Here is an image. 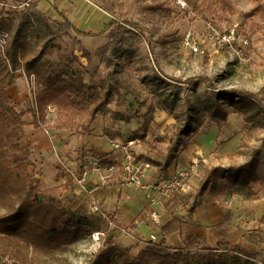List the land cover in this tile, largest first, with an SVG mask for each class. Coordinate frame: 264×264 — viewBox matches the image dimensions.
I'll list each match as a JSON object with an SVG mask.
<instances>
[{"label":"trees","instance_id":"16d2710c","mask_svg":"<svg viewBox=\"0 0 264 264\" xmlns=\"http://www.w3.org/2000/svg\"><path fill=\"white\" fill-rule=\"evenodd\" d=\"M93 1L113 17L100 32L107 33V41L97 48L105 61L106 73L98 79L91 74L87 80L90 70L74 53L76 48L69 51L57 41L62 36L72 37V31L92 33L83 32L68 17L51 18L36 2H28L22 9L0 12V212L5 210L0 213V264H45L42 257L55 256L78 239L107 230L109 221L119 224L115 214L93 213L86 201L76 207L64 203L63 194L74 187L72 177L62 184L43 185L32 159L26 115L29 110L32 124L43 125L46 109L52 103L57 105V118L53 122L57 130L90 133L92 123L100 115H110L126 123L136 119L139 125L126 141H145L157 110L172 116L175 122L170 131L156 136L165 147L153 145L137 155L138 159L150 162L163 178L177 168L181 153L194 143L203 127L214 125L222 135L230 114H236L244 121L246 132L239 153L245 150L248 159L227 166L201 162L199 184L185 209L192 215L202 205L224 202L227 196L237 194L254 201L264 193V96L235 88L218 90L202 76L184 81L170 78V82L155 69L156 59L153 63L144 56L146 46L139 35L142 29L138 23L116 17V8L122 4L112 0ZM210 1L211 6L232 5L231 0ZM196 10L205 12L200 6ZM73 38L79 44L77 49L90 61L93 53ZM145 41L154 53L150 36ZM151 62L152 72L147 70ZM23 73L33 74L36 84L33 103L27 111L19 109L8 91ZM201 82L207 84V89L198 101L194 103L186 97L183 102L181 90L185 84L195 88ZM124 97L130 99L128 110L111 108L114 101L120 102ZM104 131L107 136H121L110 129ZM258 133H261L259 143L248 144ZM93 154L105 165L115 163L100 153ZM36 172L39 175L35 176ZM77 173H82L81 165ZM64 176V170L58 167L57 180ZM226 210L228 223L233 212ZM170 223L163 224L161 230H167ZM223 226L212 227L215 236L223 235ZM142 242L144 245L133 254L130 246L108 241L90 264H264L256 261L255 251L236 245L221 253L218 247L205 245L196 236L185 238L182 246L168 245L164 238Z\"/></svg>","mask_w":264,"mask_h":264},{"label":"rangeland","instance_id":"374dc122","mask_svg":"<svg viewBox=\"0 0 264 264\" xmlns=\"http://www.w3.org/2000/svg\"><path fill=\"white\" fill-rule=\"evenodd\" d=\"M112 1L122 4L116 8V17L121 20L126 19L138 23L142 29L139 35L143 41L142 43L146 46L143 49L144 56L147 59L150 58L153 63L155 62V58L157 61V68L155 67V69L160 71L165 77H168L170 82V78L184 81L189 77L202 76L208 78L212 87L218 90L235 88L243 91L258 92L260 96H264V0H231V6L216 4L211 6L210 0H185V6H180L176 0ZM28 2L33 1L0 0V12L2 10L8 12L15 8L22 9ZM63 4L66 5L67 1L65 0ZM48 5L54 6L51 2ZM198 6L205 10L204 14L196 10ZM63 18L64 16L62 15L60 19ZM109 19L108 22L111 21L112 16H109ZM208 21H212L223 30L235 28L250 39L251 44L245 50L242 57H238L233 52L222 50L212 42L204 41L202 43L201 49L204 52L196 53L190 48L185 41L187 33L193 32L199 35L200 38L203 37ZM72 35V37L62 36L57 41L63 47H68L69 51H73L76 48L74 53L80 57L82 64L90 70V73L86 74L87 80L90 79L91 74L97 79L103 77L106 73L105 61L102 55L97 52V48L103 45L107 39L100 43L97 39L103 35H98L95 36V42H85L82 40L81 34L72 31ZM146 36H150L154 45L155 54L151 51L149 45H147L145 41ZM73 37H76L82 45H85L93 53L90 61L83 55L81 50L77 49L79 44H77V41ZM152 62L147 68L150 72L154 70L152 68ZM76 66L78 67L79 65L76 64ZM15 83L8 91L15 99L19 109L27 111L33 103V94L30 90L28 77L24 73L20 74ZM167 86L169 88L171 87V85ZM206 89L207 84L204 82H201L195 88L185 84V87L181 90L183 102L188 97L196 103ZM129 105L130 99L124 97L120 102L114 101L111 104V108L126 111L129 109ZM132 111L130 110V113ZM141 111H145V107ZM26 117L31 125L33 116L29 110ZM56 118L57 114L56 116H51L46 109V121H44L43 125L40 124L46 135H52L54 128L53 122ZM114 121V118L110 115H100L92 123L90 133L94 132V136L99 138L98 140L96 139L97 141H106L108 140V136L105 134L104 128L107 129L106 125L113 126ZM174 122L175 119L172 116L167 115L162 110H157L154 114L152 130L147 135L146 140L138 139L133 145H143L147 151L153 145L159 148L165 147L164 143L156 140V136L166 135ZM138 125L139 123L136 119H132L130 123H127L123 129L124 137L126 138ZM45 127L50 128L49 133L46 132ZM29 129L31 130L32 128L26 126L27 132ZM209 130H211V126L207 125L203 127L201 133L208 132L207 135L211 136ZM90 133L77 131V134L80 136L81 134L87 135ZM244 136H246L244 121L236 114H230L223 134H218L217 130L215 142L211 140L206 144L211 158L209 162L203 163L205 165L222 164L227 166L229 164H239L246 161L248 159L246 151L244 150L243 152L242 150L243 153H239V147ZM77 137L81 139V137ZM124 137L121 135L122 139L120 140L123 141L125 139ZM260 137L261 133H258L255 138L250 142L248 141V144H258ZM76 144V139H72L71 145L75 147ZM87 151L83 148L80 154L82 155ZM136 153L139 152L136 151ZM39 154L33 147L32 159L36 162L37 172L43 175L45 182L43 185L45 187L54 186L56 182L54 172L58 170V162L54 160V153L52 155L51 152H47L45 161H42L43 158ZM60 154L66 158L65 150H62ZM199 167L198 171H200ZM37 172L34 174L35 176L39 175ZM262 197H264V193L261 194ZM63 201L64 203L72 205V207H76L78 204L76 199L71 198L66 193L63 194ZM224 204L233 209L232 230L230 229V232L227 234L228 237L226 236L227 238L217 243L208 240L211 243L208 244L205 242V245L218 247L221 253L232 249L236 245H240L248 251L257 252L256 261L263 263L264 221L262 218L264 216V198L263 200L257 199L254 201L245 200L242 195L235 194L227 196ZM4 211L2 209L0 213ZM126 234L114 229L110 225L107 230L103 229L100 232H93L86 237L78 239L70 246L57 251L55 256L42 257L41 261L45 264H90L94 256L108 241L119 245L130 246L131 252L133 254L137 253L144 245L143 242L139 241L135 244H129L133 238Z\"/></svg>","mask_w":264,"mask_h":264},{"label":"crops","instance_id":"0c3cea01","mask_svg":"<svg viewBox=\"0 0 264 264\" xmlns=\"http://www.w3.org/2000/svg\"><path fill=\"white\" fill-rule=\"evenodd\" d=\"M32 1L36 2L38 7L51 18L59 20L63 15L74 21L75 26L83 32L92 33L81 34L83 41L95 42V36L98 35H103L97 39L100 43L107 39L106 33L100 34V32L110 20L109 16L112 15L97 5L93 0H66V5L63 4V2L65 3V0ZM49 2L53 3L54 6L48 5ZM59 11H63V14ZM59 13L61 14L60 16ZM114 120L115 123L112 124L113 126L106 125V128H110L111 131L120 133L122 137H124L123 129L127 123L122 120ZM30 127L32 128L28 131L30 141L38 154L40 153L39 155L42 156V161H45V155L47 152H51L52 155L54 153V160L58 162L57 167H61L65 172L63 178H60V180H57V178L55 179L56 182L54 185L65 183L69 178L73 177V173L77 172L79 165H81L80 159L82 155L80 152L83 148L88 150L86 153H100L103 155V158H108L113 162H119L123 157V151L121 149H112L110 143L111 136H108V140L99 142L97 141L99 138L94 136V132L87 135L81 134L80 136L77 134V131L71 129L56 130L53 128L52 135L48 136L45 134L42 126L29 124L28 128ZM217 130L218 128L216 126L211 125V130H209L211 136L207 135L208 132L199 134L194 143L181 153L179 164L176 169L185 168L195 160H199V164L200 162H209L211 157L207 151L206 144L211 140L215 142L217 138ZM77 136L81 137V139H78ZM113 138H117L118 140L122 139L121 136ZM72 139H76L77 144L75 147L71 145ZM123 141H126V138ZM131 147L135 153L136 151L139 152L136 154L145 153L147 151L143 145H132ZM62 150H65L66 158L60 154ZM176 169H172V173ZM57 171L58 170H55L54 172L55 176ZM40 177L44 182L42 173L40 174ZM159 177V172L153 166L149 171L146 180L152 182ZM200 178L201 171H198L197 169L195 173L191 174V177L180 192L166 198L163 203L157 207L162 220L160 226L155 225L150 220L148 216L150 208L143 192L133 185L122 184L118 177H114L110 184L103 185L95 176H91L87 187L75 182L74 187L66 190L65 193L71 198L76 199V202L78 203L86 201L91 204L96 202L101 212L110 215L115 214V219L117 223H119V227L130 228V232L126 235H130L133 240L129 244H135L145 239H151L152 234H155L157 238H164L168 245L173 246H182L184 244V239L190 236L199 237L208 244L212 241L217 243L222 239L227 238L230 229L232 230L233 215L231 219L228 220V223H226V209H230L231 211L233 209L226 206L224 202H214L202 205L197 208L195 213L190 215L185 207L198 186ZM263 198L264 197L259 200H263ZM139 216L144 218L145 222L140 226L135 227L133 222L135 218ZM169 221H171V223L167 227V230L162 231L161 226ZM221 224L224 225L222 228L224 233L222 236H215L212 227ZM235 228L236 227H234V229ZM235 230H237V228ZM208 240L211 242L209 243Z\"/></svg>","mask_w":264,"mask_h":264},{"label":"built area","instance_id":"2783aa9c","mask_svg":"<svg viewBox=\"0 0 264 264\" xmlns=\"http://www.w3.org/2000/svg\"><path fill=\"white\" fill-rule=\"evenodd\" d=\"M180 6H185V0H176ZM4 36H6L4 34ZM0 40H2L0 36ZM186 43L196 53L204 52L201 49L202 43L212 42L222 50L233 52L238 57H242L245 50L250 46V39L242 34L235 28L223 30L215 25L212 21L206 23L205 33L203 37H199L196 33L188 32L185 38ZM28 77L31 93L35 94V76L32 74ZM48 114L56 116L57 105L52 103L47 107ZM54 120V119H53ZM46 126V125H44ZM47 133L50 132V128L45 127ZM138 139H132L127 141H120L117 138H110L112 149H121L123 151V157L119 162L105 165L102 159L94 155L93 153H85L81 156L80 164L82 166V173L77 172L72 174L74 182L84 187L89 184L91 176H95L98 181L103 184H110L114 177H118L120 182L124 185H133L140 189L149 205V218L155 224L160 226L162 224L161 215L157 210V207L163 203L166 198L171 197L173 194L180 192L192 173H195L199 167V160L192 161L187 167L176 169L169 177L158 179L150 182L146 180L149 171L152 169V164L147 161L138 159L137 154L132 149V145ZM90 209L93 213L101 212L98 204L93 202L90 204ZM104 214V213H103ZM145 222L142 217H136L133 225L135 227L140 226ZM114 229L129 233L130 228L119 227L113 221H109V226ZM157 237L155 234L151 235V239L155 240Z\"/></svg>","mask_w":264,"mask_h":264}]
</instances>
